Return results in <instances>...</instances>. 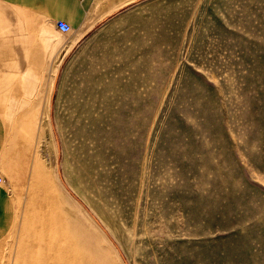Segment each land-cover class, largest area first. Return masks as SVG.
Listing matches in <instances>:
<instances>
[{"label": "rangeland", "instance_id": "1", "mask_svg": "<svg viewBox=\"0 0 264 264\" xmlns=\"http://www.w3.org/2000/svg\"><path fill=\"white\" fill-rule=\"evenodd\" d=\"M95 33L0 155V264H264V0H135Z\"/></svg>", "mask_w": 264, "mask_h": 264}, {"label": "crops", "instance_id": "2", "mask_svg": "<svg viewBox=\"0 0 264 264\" xmlns=\"http://www.w3.org/2000/svg\"><path fill=\"white\" fill-rule=\"evenodd\" d=\"M99 1L0 0V155L7 158L10 147L17 153L23 148L31 123L54 120L60 67L95 50L103 41L97 27L135 0L106 12ZM59 20L71 26L69 33L57 29ZM2 123H11L10 128ZM14 213L13 199L0 185V239L9 232ZM30 264H39L38 255H32Z\"/></svg>", "mask_w": 264, "mask_h": 264}, {"label": "built area", "instance_id": "3", "mask_svg": "<svg viewBox=\"0 0 264 264\" xmlns=\"http://www.w3.org/2000/svg\"><path fill=\"white\" fill-rule=\"evenodd\" d=\"M57 29L62 33H69L71 31V26L65 21H57L56 22ZM4 183V179L0 176V185Z\"/></svg>", "mask_w": 264, "mask_h": 264}]
</instances>
